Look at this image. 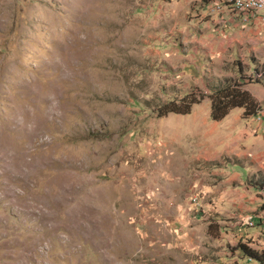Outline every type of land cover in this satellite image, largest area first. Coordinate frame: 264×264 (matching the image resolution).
Listing matches in <instances>:
<instances>
[{"label": "rangeland", "instance_id": "obj_1", "mask_svg": "<svg viewBox=\"0 0 264 264\" xmlns=\"http://www.w3.org/2000/svg\"><path fill=\"white\" fill-rule=\"evenodd\" d=\"M216 19L210 0H0V264H254L235 246L264 247V117L156 112L240 67L264 112V23Z\"/></svg>", "mask_w": 264, "mask_h": 264}, {"label": "trees", "instance_id": "obj_2", "mask_svg": "<svg viewBox=\"0 0 264 264\" xmlns=\"http://www.w3.org/2000/svg\"><path fill=\"white\" fill-rule=\"evenodd\" d=\"M209 2V0H205ZM264 67V66H263ZM238 71L242 72L240 67ZM240 72L239 77L236 79L225 78L219 80L217 86H211V92L204 93L200 89L192 90L185 93L180 98L173 97L166 99L161 105L157 107V116H165L168 113L188 114L194 104L199 103L205 96L210 99V118L212 120H221L233 108H242L243 114L252 116L261 110L260 103L255 100L251 94L242 89L241 85L257 80L251 76L242 75ZM257 72V69H255ZM264 184V177L258 182V186L262 187ZM264 219V218H263ZM262 222L260 221L259 225ZM264 235V229L262 230ZM242 257H247L254 261L256 264H264V247L261 249H254L246 243L239 241L235 246Z\"/></svg>", "mask_w": 264, "mask_h": 264}, {"label": "built area", "instance_id": "obj_3", "mask_svg": "<svg viewBox=\"0 0 264 264\" xmlns=\"http://www.w3.org/2000/svg\"><path fill=\"white\" fill-rule=\"evenodd\" d=\"M212 10L215 13L226 10L230 15L234 16V21H239L243 24L250 21H261L264 23V0H220L219 3L212 7ZM256 118L259 121L261 120L260 115H257ZM262 130H264V126H262ZM262 190L264 193V186ZM251 222L253 221L250 220V225Z\"/></svg>", "mask_w": 264, "mask_h": 264}, {"label": "crops", "instance_id": "obj_4", "mask_svg": "<svg viewBox=\"0 0 264 264\" xmlns=\"http://www.w3.org/2000/svg\"><path fill=\"white\" fill-rule=\"evenodd\" d=\"M219 1L220 0H210V3H211V6L213 7L216 3H219ZM217 14L221 17V19H216L217 20V23H223L224 21H225V19H224V17L226 18V20L227 21H229V22H233V24H238V21L236 22V21H234V16L233 15H230L226 10L225 11H221V12H217ZM215 16H217V15H215ZM221 20V21H220ZM256 116L257 115H260L261 116V120H260V122H262L263 123V115H264V112H262L261 110L260 111H258L257 112V114H255ZM255 115H253V118H254V116ZM262 126V125H261ZM260 126V127H261ZM261 129V128H260ZM262 135H264V133H262ZM251 217V218H250ZM254 217H256V215L254 216ZM264 216L263 215H261V214H259V217L258 218H252V216L251 215H249V216H247V220H250V219H252V221H253V226L254 225H257L258 226V228L261 230V235L264 237V235L262 234V229H263V223H264ZM245 221H246V219H245ZM260 221L262 222V224L261 225H259V223H260ZM247 244V243H246ZM247 258V257H246ZM249 261H252L251 259H249V258H247ZM254 264H256L254 261H252Z\"/></svg>", "mask_w": 264, "mask_h": 264}]
</instances>
